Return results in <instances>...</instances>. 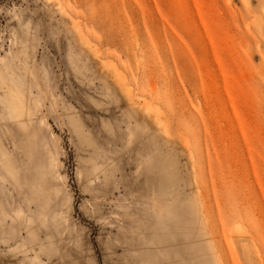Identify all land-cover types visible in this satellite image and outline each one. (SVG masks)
<instances>
[{
  "label": "rangeland",
  "instance_id": "rangeland-1",
  "mask_svg": "<svg viewBox=\"0 0 264 264\" xmlns=\"http://www.w3.org/2000/svg\"><path fill=\"white\" fill-rule=\"evenodd\" d=\"M0 264H264V0H0Z\"/></svg>",
  "mask_w": 264,
  "mask_h": 264
},
{
  "label": "bare ground",
  "instance_id": "bare-ground-1",
  "mask_svg": "<svg viewBox=\"0 0 264 264\" xmlns=\"http://www.w3.org/2000/svg\"><path fill=\"white\" fill-rule=\"evenodd\" d=\"M14 108L16 109L15 111H14V113H15V115L17 116V117H20L21 115H20V112H19V109L16 107V106H14ZM23 110V109H22ZM25 112V111H24ZM25 114V113H24ZM23 115V114H22ZM23 117V116H22Z\"/></svg>",
  "mask_w": 264,
  "mask_h": 264
},
{
  "label": "crops",
  "instance_id": "crops-1",
  "mask_svg": "<svg viewBox=\"0 0 264 264\" xmlns=\"http://www.w3.org/2000/svg\"><path fill=\"white\" fill-rule=\"evenodd\" d=\"M31 261H32V263L35 262L34 260H31Z\"/></svg>",
  "mask_w": 264,
  "mask_h": 264
}]
</instances>
